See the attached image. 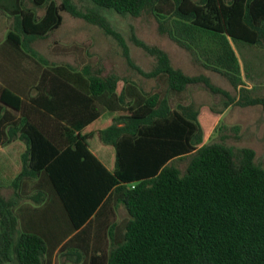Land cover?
<instances>
[{"label":"trees","instance_id":"obj_1","mask_svg":"<svg viewBox=\"0 0 264 264\" xmlns=\"http://www.w3.org/2000/svg\"><path fill=\"white\" fill-rule=\"evenodd\" d=\"M88 1L94 9L83 11L73 0L0 5L12 21L5 43L43 66L30 85L35 95L18 86L0 89V145L24 142L19 166L0 167V264H46L47 243L18 231L16 200L2 193L10 188L16 194L21 179L40 171L76 230L57 250L69 264H264V165L255 162L252 148L205 142L203 108L190 102L172 109L168 98L202 83L226 97L225 107L264 109V97L244 83L235 49H264V0ZM99 9L131 17L151 13L160 34L225 77L238 97L204 73H185L166 51L132 34L154 59L142 70ZM62 12L111 35L127 65L155 81L154 90L88 64L78 69L49 61L33 48L62 24ZM183 159L181 170L177 161ZM117 203L128 216L120 242L113 241Z\"/></svg>","mask_w":264,"mask_h":264},{"label":"rangeland","instance_id":"obj_2","mask_svg":"<svg viewBox=\"0 0 264 264\" xmlns=\"http://www.w3.org/2000/svg\"><path fill=\"white\" fill-rule=\"evenodd\" d=\"M73 2L83 11L94 9V5L88 0H73ZM0 11V15H5L3 10ZM98 11L123 37L131 58L142 70H150L154 59L132 42V34L147 44L155 45L166 51L172 64L185 73L190 75L204 73L215 85L227 90L234 98L238 97V91L230 85L225 77L204 69L192 60L188 52L166 35L160 34L157 22L151 13L144 12L139 17H131L116 14L111 10L99 9ZM42 12L41 9L38 14H42ZM62 16V24L57 29L46 38L35 42L36 47L49 61L68 62L78 69L88 64L94 69H100L103 75L115 73L120 77L132 79L147 91L154 90L155 81L144 78L127 65L121 47L111 35L105 34L98 26L87 23L81 18H75L66 12H62ZM235 49L243 69V80L247 88L251 89L252 95L264 97V49L248 46H238ZM168 98L172 109L176 108L179 103L188 104L190 102L203 108L200 114V123L205 142H222L235 149L252 148L255 153V162L264 165V109L260 105L231 104L225 107L226 97L220 93L211 92L202 83L189 85L182 92L171 91ZM93 141L94 139L91 140L92 145ZM15 148L16 146H13L5 150L6 153L0 151V167L2 170L5 169L3 171L14 167ZM177 165L183 170L185 159L177 161ZM2 193L5 197L13 198L16 201L24 199L10 197V194L5 190ZM29 200L33 202L30 197ZM119 207L121 206L119 205L117 208ZM116 211L117 221L121 223L126 219L127 213L123 208L116 209ZM55 263L66 264L69 262L57 254ZM46 264H52L51 252H48L46 256Z\"/></svg>","mask_w":264,"mask_h":264},{"label":"crops","instance_id":"obj_3","mask_svg":"<svg viewBox=\"0 0 264 264\" xmlns=\"http://www.w3.org/2000/svg\"><path fill=\"white\" fill-rule=\"evenodd\" d=\"M7 2L9 4H6L4 0H0V5L11 8L12 4H15V0L13 2L12 0H8ZM5 15H0V89L2 86H18L24 88L25 91L23 92L27 96L35 95L36 92L30 85L33 80H35L34 77L40 76L43 66L40 67L39 65H36L32 59L19 54L15 47L5 43L6 34L11 29L12 22L10 16L6 12ZM41 39L44 38H39L36 40ZM36 40L33 42V48L36 47ZM35 49L43 54L37 47ZM16 117H18V115ZM59 140H63L60 141V144H62L64 147L65 137L59 135ZM13 146H16L15 164L12 168L15 169L19 166L18 155L24 149V142L19 138H16L7 145H0V151L6 153L7 151L5 150H8ZM93 153L108 170H111V167H109L101 157H99L95 152ZM10 170L11 169H7V171ZM4 190L10 194V197L15 196V199L18 197L24 198L21 201H16L15 205L13 206V211L17 216L18 231L34 233L41 236L47 243V251L51 252L52 264H56L55 257L57 255L58 248L69 237H71L76 232V230H73L70 218L59 197L52 189L47 175L43 171H40L36 176L25 177L21 179L16 194L10 188H6ZM34 193H41L43 196L40 198L38 196H34L38 200H33L32 202L29 200V197H33ZM116 206L118 207L119 204L117 203ZM117 207L116 209L122 208ZM127 219L128 216L121 223H118L116 211V227L113 237L114 242H120L122 240L124 225ZM64 260L66 259L64 258Z\"/></svg>","mask_w":264,"mask_h":264},{"label":"built area","instance_id":"obj_4","mask_svg":"<svg viewBox=\"0 0 264 264\" xmlns=\"http://www.w3.org/2000/svg\"><path fill=\"white\" fill-rule=\"evenodd\" d=\"M133 186V185H132Z\"/></svg>","mask_w":264,"mask_h":264}]
</instances>
